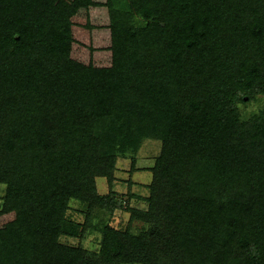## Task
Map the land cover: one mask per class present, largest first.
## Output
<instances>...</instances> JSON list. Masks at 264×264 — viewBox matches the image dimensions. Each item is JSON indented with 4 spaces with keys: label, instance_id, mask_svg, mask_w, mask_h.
<instances>
[{
    "label": "trees",
    "instance_id": "1",
    "mask_svg": "<svg viewBox=\"0 0 264 264\" xmlns=\"http://www.w3.org/2000/svg\"><path fill=\"white\" fill-rule=\"evenodd\" d=\"M0 264H264V0H0Z\"/></svg>",
    "mask_w": 264,
    "mask_h": 264
},
{
    "label": "rangeland",
    "instance_id": "2",
    "mask_svg": "<svg viewBox=\"0 0 264 264\" xmlns=\"http://www.w3.org/2000/svg\"><path fill=\"white\" fill-rule=\"evenodd\" d=\"M244 114L248 115L249 112L255 111L257 106L256 105H249V107H242ZM161 150V142L155 139H147L137 156V168L139 170L133 172L131 174V157H122L118 160L117 164V171L115 173V183H114V190L121 195H127L129 191V183L128 180L134 182V185L131 188V194H137L138 196H148L149 190L147 188V184L150 183L152 179V173L147 168L152 167L156 157L159 155ZM97 188L100 194H107L109 188L107 184L106 178L99 177L96 179ZM2 192V191H1ZM126 198V196H125ZM130 206H137L140 208H146V204L141 201H136L132 199L129 201ZM71 206L73 209H82L78 202L72 201ZM99 216L104 215L103 213L99 212ZM81 215H76V218H80ZM107 217V216H106ZM109 218V217H108ZM129 221V214L125 211H117L112 216V225L120 228L125 229L128 225ZM141 227V224H136L135 227L133 225V229ZM62 241L71 244V245H78L81 244L82 246L89 248V249H96L98 247L99 242V235L98 233H93L88 235L82 241H79L75 238L63 237Z\"/></svg>",
    "mask_w": 264,
    "mask_h": 264
}]
</instances>
